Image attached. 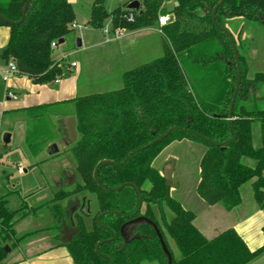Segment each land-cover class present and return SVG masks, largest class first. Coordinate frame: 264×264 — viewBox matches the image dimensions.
<instances>
[{
    "label": "trees",
    "instance_id": "obj_1",
    "mask_svg": "<svg viewBox=\"0 0 264 264\" xmlns=\"http://www.w3.org/2000/svg\"><path fill=\"white\" fill-rule=\"evenodd\" d=\"M71 1L31 0L24 21L19 23L28 0H0V27L10 29L0 59L6 65L14 62L18 75L35 85L70 77L71 61L67 56L56 59L55 51L61 40L66 43L76 31L72 29L76 12ZM138 1L141 16L127 9L130 2L110 13L107 0H95L88 24L102 30L111 21L114 30L138 31L158 25L160 16L173 15L174 21L161 28L163 56L126 72L120 90L61 104L72 105L77 118L79 137L69 151L80 182L69 190H57L51 210L62 221L66 219L62 202L82 195L89 203L92 199L97 203L91 225L76 214L79 231L64 246L74 264H168L150 226L138 227L141 239L123 243L120 229L139 208L138 188L146 204L145 215L158 225L168 248L166 236L180 252V260L173 259V264H250L264 255V243L252 251L233 229L208 239L195 225L196 214L172 197L154 163L174 143L201 144L206 151L200 161L197 195L207 205H221L231 212L242 203V188L251 183L253 198L264 213V73L249 75L247 60L240 53L243 30L234 35L226 26L235 19L262 26L264 0H224L220 6L221 0ZM166 3H172V9L166 8ZM131 13L135 15L132 22L127 18ZM239 68L241 84L230 115ZM51 107L27 110L26 145L37 155L53 138L49 134L40 140L33 126L50 115ZM256 125L261 140L258 146L254 142ZM245 160L255 166L246 165ZM104 161L109 163L102 164ZM8 205L0 198V237L4 243L19 242L23 238H17L14 227L27 217L30 208H25L24 202L11 211ZM166 209L173 214L170 222ZM262 232L264 236V227ZM57 237L60 240V235ZM3 244L0 264L7 256Z\"/></svg>",
    "mask_w": 264,
    "mask_h": 264
},
{
    "label": "rangeland",
    "instance_id": "obj_2",
    "mask_svg": "<svg viewBox=\"0 0 264 264\" xmlns=\"http://www.w3.org/2000/svg\"><path fill=\"white\" fill-rule=\"evenodd\" d=\"M94 1L95 0L71 1L76 12V23L79 26H82V29L76 30L75 33L68 38L67 42L61 44L55 51L56 59L67 56L69 57L68 60L71 62L80 61L83 65L86 64L87 69L84 70L79 82V97L120 90L124 86L122 79V74L124 72L135 69L163 56V38L161 30L157 24L152 27L138 30L144 31L145 33L143 35H135L130 38L124 37L122 39H116V42L105 43L107 40L104 37L102 30L92 29L88 24ZM130 1L131 0H107L106 8L108 12L111 13L114 10L125 6V4ZM165 7L172 9V3H166ZM226 26L234 35L240 30H243V38L244 35H246L245 39H243L244 48L240 53L246 58V60L247 53H251V71L249 72V75L251 76L256 73H264V26L257 23H249L244 19L231 20L227 22ZM153 31H155V33L152 38L146 35L148 32ZM127 34L128 33L126 32L125 35ZM82 35L86 37V40L84 41H88V39H90V43H97L98 45H101L96 50L88 52L89 55L87 58H84V56L82 58L81 55L75 53V51H82L84 49L83 47L78 48L77 46V40L81 39ZM247 65L249 66L248 60ZM74 76H77V74L74 73ZM3 84L4 83L0 77L1 88L4 86ZM261 95H264V86L261 89ZM59 111H68L69 113L73 112V106H54L50 113H56ZM8 119L9 118L4 119L2 124L3 128L6 127V121ZM58 126L59 117L53 116L52 114L48 115L46 119H43L38 126H33V128L37 131V134L35 133V135L38 136L40 140L47 139L49 134H51L53 140L49 146L52 144H58L59 147L63 149L59 156L52 158L46 152V149L49 146L46 149H43L42 155H37L33 152V149L30 150L28 147L22 148L21 150H14L12 146L7 149L3 145V136L5 133L2 134L1 137L0 198L5 196L8 201L9 208L11 209H20L22 204L25 202V208L28 206V208L32 210L28 211L29 213L26 219L22 220L17 229L21 236L28 234L20 241L23 248L26 246L28 241L34 242L40 238H58L57 236L60 235V225L56 222V217L50 207L52 206L50 202L53 200L54 194L57 191L54 185L55 176H52V173H54L56 169L61 170L66 168L76 176V182H80L76 172L75 161L72 153L69 151L71 145L67 143L66 138H63L62 135L59 134L57 131ZM23 132V129H20L19 131L18 126L16 139L18 137L20 142L23 141ZM254 141H256L255 146H258L261 143L258 125L254 128ZM257 141L259 144H257ZM6 150L8 151L7 154H5ZM205 151L206 148L201 144L188 141L174 143L156 160L154 167L164 173L168 166H173L171 173V182L174 185L171 187L172 197L187 210L193 211V213L196 214V225L202 231L210 229L215 223L218 229L213 235H217L218 233H221V231H225L227 224L229 225V221L225 220L221 211H209L207 209L209 205H205L196 192V188L200 180V161ZM20 157H22V161H25V163L28 162L23 164L26 168V173H19L13 168L20 164ZM244 163L250 167L255 166V163L251 160H245ZM28 167L34 168L29 169ZM4 169H6V174H8L6 177H4L2 173ZM43 174L48 177L47 183ZM45 184H47V187L42 188ZM149 188L150 186L147 185L146 189ZM29 192L32 193L25 195ZM242 197L243 204L242 210L239 214L240 218L251 215L253 213L252 207L256 204L253 199L251 183L246 184L242 188ZM200 203L204 204V207H202ZM61 206L65 214H67L66 209L69 206V200L62 202ZM218 208L224 210L221 205L218 206ZM91 209L95 214L97 211V203L95 199H92ZM166 215L167 220L170 222L173 219V214L166 209ZM157 218L160 220L158 213ZM232 218L235 219L237 217H231L230 219ZM230 221L232 222V220ZM89 224L91 225V221H89ZM21 236L17 235V238ZM166 237L173 258L175 260H180L181 255L179 250L175 246L174 242L168 236ZM210 237H212V235ZM6 242L7 243L3 246L4 248H15L13 247L14 244L12 245V240H8ZM0 243H4L1 237Z\"/></svg>",
    "mask_w": 264,
    "mask_h": 264
},
{
    "label": "crops",
    "instance_id": "obj_3",
    "mask_svg": "<svg viewBox=\"0 0 264 264\" xmlns=\"http://www.w3.org/2000/svg\"><path fill=\"white\" fill-rule=\"evenodd\" d=\"M126 32L128 34L125 35L124 37H129V38L135 35L136 36L143 35L145 33L142 30L141 31H126ZM154 33L155 31L148 32V34L146 35L152 38ZM245 37L246 35H244V38L242 36L243 39H245ZM85 38H86L85 36L83 35L81 36L82 47L84 49L82 51H75V53L81 55L82 58L83 56L84 58H87V56L89 55L88 52L94 51L101 46V45H98L97 43H94V44L90 43L89 42L90 39H88V41H84L86 40ZM9 40H10V29L7 27H0V54L2 50H4L7 47ZM116 41H117L116 39L115 40L113 39L105 43L116 42ZM162 49H163V45H162ZM247 60H248V64H249L248 68L250 72L251 71V68H250L251 53H247ZM72 63L76 64V67L72 71V75L56 83H52L48 85H35L28 78L24 76L12 75L9 80V83L5 84L2 80V74L7 65L0 59V77H1L2 82L4 83L3 84L4 86H2V88L0 86V142H1L2 134L10 133L11 142L8 145L7 149L11 148L12 146L14 150L15 149L21 150L22 148H27L26 134H27V122L29 118L28 111H27L28 109L33 108V107H38V106H44V105H51L53 107L59 106V105L61 106L62 103L74 100L79 97V89H80L79 82L83 75L84 70H86L87 68H86V64L83 65L80 61H72ZM126 72H124L122 76ZM74 73H76L77 76H74ZM7 87L10 88L11 91H13V93L17 95L18 97L17 100L8 99V97L6 96ZM53 107H51L50 112L52 111ZM51 114L53 116L59 117V126H58L57 131L59 132L60 135H62L63 138H66L63 119L66 117L75 116V115L72 112L69 113L68 111H63V112L59 111L56 113H50V115ZM5 118H9V119L6 121L7 122L6 127L3 128L2 124ZM18 126H19V131L20 129L24 130L22 142L19 141L18 137L16 139V132H17ZM254 142L256 143V141ZM257 144H259L258 141H257ZM53 145L54 144H52L46 149L47 154L51 158L59 156V154L63 150L59 147L58 144H56L58 147V152H55L54 150L51 151L49 148L52 147ZM7 153L8 151L6 150L5 154ZM42 154L43 152L40 153V155ZM20 159H21L20 164L13 168L16 169L19 173L21 172L26 173V168L23 165L25 161H22V157H20ZM7 167H10V166H7ZM17 167H19L20 169ZM34 167H38V166H34ZM34 167H28V168L30 169ZM64 171H70V170L66 168L61 169V170L56 169L54 173H52V176H59L60 177L59 180H61L63 178ZM2 173L4 177L8 176V174H6V169H4ZM43 176L45 177V181L47 183V179H48L47 175L45 176L43 174ZM45 187H47V184H45L42 188H45ZM57 188L62 189L61 186L55 185V189ZM30 193L32 192H29L25 195H28ZM241 194H242V190H241ZM1 198L6 199L5 196ZM203 203L205 202L203 201ZM242 204H243V197H242V203L231 212L226 211L224 208H223L224 210H221L220 208H218V206L220 205L208 206L207 209L211 212L221 211L225 220L229 221V225L227 224V228L225 229V231L229 229L235 230L242 237L245 243L248 245L249 249L252 251H255L259 249L264 243V236L262 232V229L264 227V213L259 209L258 205L255 204L256 206L254 205L252 207L253 213L251 215L249 216L247 215L246 217L240 218L239 214L242 210ZM200 205L204 207L203 206L204 204L200 203ZM205 205L207 204L205 203ZM8 208H9V205H8ZM9 209L11 211L18 210V209H11V208ZM231 217H237V218L230 219ZM230 220H232V222ZM21 222L22 221L18 222L16 226L14 227L16 236L17 235L21 236V234L17 231L18 226L20 225ZM195 225H196V221H195ZM197 228L208 239H214L220 234H222L223 232H225V231H221V233H218L217 235H213L214 232L218 229L215 223L211 226L210 229L208 230L205 229V231H202L198 226ZM26 235L21 236V238H24ZM211 235L212 237H210ZM5 243L4 244L2 243L3 246L5 245ZM13 244H14L13 247L15 248L10 249V251L7 253V256L2 264H74L67 248L61 242V240H58V238H55V237L51 239L50 238H40L38 240H35L34 242L28 241V243H26V246L24 248L22 247L20 241L19 242L13 241L12 245ZM250 264H264V256L263 255L260 256L258 259H256Z\"/></svg>",
    "mask_w": 264,
    "mask_h": 264
},
{
    "label": "water",
    "instance_id": "obj_4",
    "mask_svg": "<svg viewBox=\"0 0 264 264\" xmlns=\"http://www.w3.org/2000/svg\"><path fill=\"white\" fill-rule=\"evenodd\" d=\"M30 1L31 0H28L26 6L24 8V13H23L22 20L19 23H22L24 21V18H25V15H26L27 6H28V4H29ZM223 1L224 0H221L219 6L223 3ZM127 9L128 10H131V11H137L140 16L143 14V11L141 10L140 2L138 0H134V1L130 2L127 5ZM215 13H216V9L213 11V18L215 16ZM262 26H264V24ZM229 38H230L231 43L233 45V51L235 53L237 62L239 63V55H238L237 49H236V47H235V45L233 43V39H232L231 35H229ZM63 43H64V40H61L59 42L60 45L63 44ZM77 46H78V48H81L82 47L81 39H78L77 40ZM240 84H241V69L239 68L238 86L236 88V93H235V95L233 97V101H232V104H231L230 115H232V112H233L234 103L236 101V97H237V93L239 91ZM63 124H64V127H65V133L68 136L70 142L74 143L78 139L77 118H76V116H69V117L64 118L63 119ZM169 133L170 132H168L166 135H164L161 139L167 137ZM10 142H11V134L10 133H5V135L3 136V143H4V145H5L6 148L8 147V145L10 144ZM52 147H53V150L55 152H58V147H57L56 144H54ZM107 163H109V162L108 161L102 162V164H107ZM172 167L173 166H168L165 169V171H164V178H165V181H166V185L169 188H171V187L174 186L172 184V182H171ZM97 170H98V168L95 170V173H94L95 176H96ZM59 179H60L59 176H55V181H58ZM73 182H74V178L70 182V184H72ZM138 194H140L139 191H138ZM70 222H71V228L69 226H67L66 222H63V224H62V226H63L62 236L63 237L61 239V242L63 244H69V243H71L72 240H73L74 235L78 232V228L75 227V224H74L72 218L70 219ZM141 224H147V225H149L150 227H152L155 230V232L157 233V236L159 238V241H160V244H161L163 253H164V255L167 258L168 264H173V256H172L170 250L168 249V247L166 245V242H165V240H164V238L162 236V233L160 232L158 226L153 221H151L148 218H144V217L137 218V219H135L133 221H130V222L126 223L121 228V235H122L125 243H129L128 238L134 232L135 226L141 225ZM135 239H137V237H135ZM9 251H10V249L8 247L5 248V252L6 253H8Z\"/></svg>",
    "mask_w": 264,
    "mask_h": 264
},
{
    "label": "flooded vegetation",
    "instance_id": "obj_5",
    "mask_svg": "<svg viewBox=\"0 0 264 264\" xmlns=\"http://www.w3.org/2000/svg\"><path fill=\"white\" fill-rule=\"evenodd\" d=\"M66 134V133H65ZM79 137V136H78ZM66 140H67V143L69 144V145H73L74 143H72V142H70V140H69V138H68V136L66 135ZM51 151H53V147H50L49 148ZM50 151V152H51ZM99 168V167H98ZM160 171V170H159ZM161 172V171H160ZM161 174L163 175V177H164V173H162L161 172ZM73 178H74V182L72 183V184H70V182L73 180ZM165 179V178H164ZM76 176L71 172V171H64L63 172V178L61 179V180H58V181H55L54 182V185H57V186H61L62 187V189H66V190H69L70 188H72L75 184H76ZM57 190H60V189H58L57 188ZM139 191L140 192V190L138 189V188H136V191ZM138 191H137V194H138ZM138 196L140 197V199H139V208H138V210L136 211V213H135V215H132V216H130L129 218H127V220H126V222H124V224L121 226V228L126 224V223H128V222H130V221H133V220H135V219H137V218H140V217H144V218H148L146 215H145V211H146V204L145 203H143V200H142V198H141V192H140V194H138ZM67 211H66V219L65 220H59V219H56V222L60 225V227H61V231H60V240L62 239V231H63V226H62V224H63V222H66V224H67V226H69L70 228H71V222H70V219L72 218L73 219V222H74V224H75V227H77L78 228V226H77V223H76V221H75V216H76V214H79V215H81L83 218H84V221H85V223L86 224H88V225H90L89 224V221H91V223H92V221L94 220V218H95V214L92 212V209H91V202L89 203L88 201H87V199H86V197H84V196H82V195H80V196H75V197H72L70 200H69V206L67 207V209H66ZM156 213H158V212H156ZM157 215V214H156ZM158 215H159V213H158ZM102 215H100L99 217H98V219L101 217ZM148 219H150V218H148ZM158 219V218H157ZM151 220V219H150ZM151 221H153V220H151ZM154 222V221H153ZM160 222V221H159ZM155 223V222H154ZM156 224V223H155ZM142 225H147V224H141V225H137V226H135V229H134V232L131 234V236L128 238V240H129V243H125V241H124V239H123V237H122V235H121V237H122V239H123V243L125 244V245H128V244H130L132 241H134V240H136L135 239V237H137V240H139V239H141L143 236L141 235V234H139L138 232H137V229H138V227L139 226H142ZM157 225V224H156ZM147 226H149V225H147ZM158 226V225H157ZM132 228V227H131ZM152 228V227H151ZM159 228V227H158ZM153 229V228H152ZM154 230V229H153ZM160 230V229H159ZM78 231H79V228H78ZM155 231V230H154ZM161 232V231H160ZM78 233V232H77ZM76 233V234H77ZM75 234V235H76ZM120 234H121V229H120ZM157 234V233H156ZM74 235V236H75ZM163 236V235H162ZM158 237V236H157ZM74 238V237H73ZM164 238V237H163ZM159 239V238H158ZM160 242V241H159ZM161 245V244H160ZM167 245V244H166ZM168 247V246H167ZM162 248V247H161ZM169 249V248H168ZM171 252V251H170ZM174 259V258H173ZM154 264H158V263H154Z\"/></svg>",
    "mask_w": 264,
    "mask_h": 264
},
{
    "label": "built area",
    "instance_id": "obj_6",
    "mask_svg": "<svg viewBox=\"0 0 264 264\" xmlns=\"http://www.w3.org/2000/svg\"><path fill=\"white\" fill-rule=\"evenodd\" d=\"M128 21H134L135 19V15L133 13L128 15ZM174 17L172 15H164V16H160L159 21H158V27L163 28L168 26L170 23H172L174 21ZM72 29L74 30H78V29H82V26H79L77 23H74L72 25ZM102 33L104 35V37L106 38L107 41H110L111 39H122L125 36L126 30L124 29H116L114 30L112 28V24L111 21H109L105 27L102 29ZM52 48L56 49L57 45L54 43L52 44ZM76 67L75 63L71 62V68L72 70ZM19 71L18 68L16 66V64L14 62H10L9 64H7L3 74H2V80L5 84L9 83V80L11 78L12 75H18ZM59 82V81H58ZM6 96L8 97V99L10 100H17L18 97L15 93H13V91H11L10 88L7 87L6 89Z\"/></svg>",
    "mask_w": 264,
    "mask_h": 264
}]
</instances>
